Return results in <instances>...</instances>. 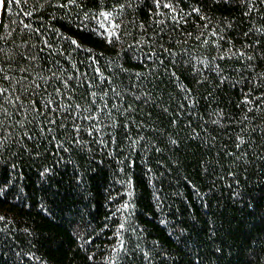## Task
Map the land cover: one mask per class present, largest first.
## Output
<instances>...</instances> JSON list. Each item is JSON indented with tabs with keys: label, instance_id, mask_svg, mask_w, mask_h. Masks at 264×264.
I'll use <instances>...</instances> for the list:
<instances>
[{
	"label": "trees",
	"instance_id": "1",
	"mask_svg": "<svg viewBox=\"0 0 264 264\" xmlns=\"http://www.w3.org/2000/svg\"><path fill=\"white\" fill-rule=\"evenodd\" d=\"M2 1L8 6L0 35L11 34L6 50L26 41L29 47L39 44L23 25L39 28L40 39L52 45L40 53L44 75L50 69L62 79L74 77L67 89L55 79L47 85L41 81L43 100L67 104L71 96L73 104L87 108L95 91L99 108L107 92L112 115L93 113L101 117L96 126L103 129L93 136H102L107 147L83 131L82 118L75 113L65 118L62 110L47 113L57 125L34 120L27 129L33 139L13 142L0 162V216L5 217L0 264H192L193 259L264 264V106L256 99L264 96V86L252 88L257 74H264V4L254 0L255 8L245 15L249 8L241 0H161V5H175L173 16L162 6L156 9L154 0H134L116 21L122 24L121 40L108 44L98 26L102 17L87 27L81 21L85 13L110 10L117 0H78L79 7L65 9L44 0ZM194 8L208 19L201 20ZM138 41L145 43L141 47ZM229 48L256 58L250 66L243 59L217 58ZM93 57L112 83L76 87L95 78L89 67ZM217 65L222 75L214 70ZM84 72L88 77H82ZM181 86L191 90L189 99ZM55 88L64 96L57 97ZM249 91L252 112L241 103ZM73 119L82 129L79 134L71 131ZM113 121L114 127L104 126ZM61 122L64 126H58ZM48 127L54 131L48 133ZM23 131L14 128L13 134L21 137ZM73 135H79V144ZM57 143L63 147L57 149ZM46 168L49 175L42 176ZM121 223L127 255L118 250Z\"/></svg>",
	"mask_w": 264,
	"mask_h": 264
},
{
	"label": "snow or ice",
	"instance_id": "2",
	"mask_svg": "<svg viewBox=\"0 0 264 264\" xmlns=\"http://www.w3.org/2000/svg\"><path fill=\"white\" fill-rule=\"evenodd\" d=\"M10 2L13 3H20L21 0H10ZM28 0H23V3L27 4ZM101 4L104 3V0H100ZM216 2H220V0H216ZM242 4L245 7L249 8L248 12H245V15H249L250 11L255 8V2L254 0H241ZM44 3L53 8L58 9H65L70 7H79L80 4L78 3V0H67V2H62V0H44ZM134 0H117V4H114L110 10L108 11H99L98 14H88L85 13L84 20L81 21L82 24H84L85 27L88 26L89 21L96 20L97 15L99 17L103 18L104 22H98L99 29L103 30V38L106 40L108 44H113L114 42H119L121 40V33L119 32V29L122 27V24L117 23V19L123 18V14L127 9H131L133 7ZM260 4H264V0H259ZM154 5L156 9H159L161 6L163 8L169 9L172 11L173 16L177 14V10L175 8V5L170 2H165L163 5H161V0H154ZM7 3H0V7L7 8ZM138 6V5H137ZM195 12L198 16H200L201 20H207L208 18L206 16L200 15V9L194 8L192 10ZM158 15H163V13H157ZM27 15H31V13H27ZM131 23L135 24L136 22L133 20ZM156 23H163V21H157ZM175 23H179V20H175ZM231 27V25H228ZM23 27L25 29H29V35L35 36L39 39V44H31L30 47L28 46V42L26 41L24 45L17 46L16 50L8 49L6 50V41L10 38V33L0 35V162L3 161V158L10 150L13 142L18 143L20 139L27 138L28 140H32L33 137L28 134V125H31L34 120H38L40 118H43L47 121L48 125H57L58 121L57 119H52L48 117L47 113L51 112L53 115H55L57 112L62 110V115H64L65 118L73 116L75 113L76 118H82L83 121L87 123V127L83 129L87 133L88 136L93 137V139L101 144L104 147H107V145L104 144L103 137H94L93 133H100L103 129L97 127V124L101 123V117L98 115H94L93 113L96 111H99L101 113H105L109 117L112 115L111 110L108 109V101L105 99V97L108 95L107 92H104L103 95L100 97V99L103 101V106L97 108L96 104V95L97 93L95 91L90 92V96L92 99L89 101L90 107H85L82 104H73L72 97L67 96L66 99L68 100L67 104L61 103L58 99L57 100H43V97L40 94V89L42 88L41 81L44 82L45 85L49 84L50 81L55 79L58 83H60L63 88L67 89L69 87V81H72L74 79L73 76H67L65 78H61L60 76H57L56 72H53L49 69V72L51 73L48 76L44 75V68L40 63L41 56L40 53H43L44 50L51 49L52 45H50L47 38L40 39L43 37V33L39 28H30V25L24 24ZM138 28H140L142 31L144 30L143 25H137ZM207 27V25H205ZM93 32H96L97 29L93 28L91 29ZM259 31V30H258ZM213 36H216V33H212ZM247 36V33H245ZM223 37H221L222 39ZM70 43L74 45L76 48H81V45L75 41L71 40ZM141 47L144 45L145 41H138L137 42ZM23 47L24 51L18 50L19 48ZM129 47L136 48V44H130ZM219 47V45H217ZM251 48V46H248ZM91 51V50H88ZM164 51H167V49H164ZM150 56H155L156 53L152 52L149 54ZM220 60H246L250 63L254 61L256 58L254 54L247 53L245 51H233L232 48H229L227 50L226 54L220 55L217 57ZM98 63L96 58H91V63L89 64V67L93 68V71L95 73V78L103 77V73L100 71L99 67H96L95 65ZM111 63V62H110ZM160 64H163V60H160ZM122 67V66H120ZM217 72V75H222L220 72V66L217 65L214 69ZM82 77H88V73L84 72L81 74ZM172 77H176V73H171ZM136 78L139 79L141 77L140 73L135 74ZM87 79L84 80L82 84L75 85L76 87H81L83 85H86L89 90L96 87L97 85H103L105 82H107L109 85L112 83L110 80L107 79V77H103L102 79ZM95 79V83L93 80ZM178 79V78H177ZM227 77H224L220 80V83H223L224 80H226ZM199 83H204L203 80H198ZM264 86V74H257L256 79L253 81L252 88L255 89L256 87ZM181 92L185 93L184 99H189V93L190 89L184 88L183 86L179 89ZM46 91V88H45ZM57 97H63L64 93L60 91V88L54 89ZM111 91L116 94L117 98L120 97V93L117 92L116 88H111ZM251 91L247 92L245 94V98L241 101V103L245 106H249L247 108L248 112H252L253 108L250 107L253 105L254 101L251 99ZM39 97V99L37 98ZM139 99V97H137ZM258 101H261V106H264V96H258L256 98ZM53 103L56 104V107L53 108ZM116 105H113V108H115ZM181 107L183 108L184 105L182 104ZM11 109V111H10ZM260 107L256 108V111H259ZM167 111V109H165ZM83 113H87V115H83ZM16 116L18 117L15 121V124L9 123V121L12 120V117ZM22 116V119L19 118ZM31 116V118H30ZM244 119H247V115H245ZM214 123H218V121H214ZM72 129L71 131L75 134L81 133L82 129L78 125H76L75 119L72 120ZM58 126H64L61 122ZM105 127L112 128L115 126V121H113L111 124H105ZM19 128L23 129V135L21 137H17L13 134V129ZM41 133L45 131L44 127H41L40 129ZM48 133H52L54 131V128L48 127L47 128ZM52 139L54 140L55 137L53 136ZM73 142L79 144L80 143V137L79 135H73ZM239 139V138H238ZM113 142L114 138H113ZM245 141L240 140L239 143L243 144ZM172 144H176V141H171ZM239 146V145H238ZM57 149H61L63 146L60 143H57L56 145ZM64 151H67V149H64ZM159 151V149H157ZM15 165H13L14 167ZM42 176H48L49 175V169H45L42 173ZM3 189L0 188V195L3 194ZM237 196H239V193H236ZM123 210H127L129 208L128 204H124ZM121 209H117V211H120ZM5 217L0 216V221L4 220ZM125 231V224L121 223L119 225V228L116 232V237L118 241V250L120 252H123L125 255L128 254V251L124 247V240L121 236V233ZM184 243H187V240L184 241ZM217 251H220V249H217ZM145 259H150L149 253L145 252L144 254ZM89 259H92V257H89ZM192 264H200L199 259H193Z\"/></svg>",
	"mask_w": 264,
	"mask_h": 264
},
{
	"label": "water",
	"instance_id": "3",
	"mask_svg": "<svg viewBox=\"0 0 264 264\" xmlns=\"http://www.w3.org/2000/svg\"><path fill=\"white\" fill-rule=\"evenodd\" d=\"M3 9H4L3 7H0V22H1V19H2Z\"/></svg>",
	"mask_w": 264,
	"mask_h": 264
},
{
	"label": "bare ground",
	"instance_id": "4",
	"mask_svg": "<svg viewBox=\"0 0 264 264\" xmlns=\"http://www.w3.org/2000/svg\"><path fill=\"white\" fill-rule=\"evenodd\" d=\"M1 2L3 3V1H2V0H0V3H1Z\"/></svg>",
	"mask_w": 264,
	"mask_h": 264
}]
</instances>
